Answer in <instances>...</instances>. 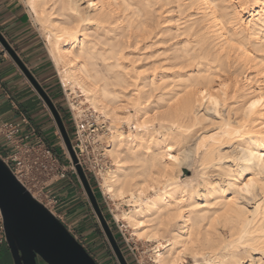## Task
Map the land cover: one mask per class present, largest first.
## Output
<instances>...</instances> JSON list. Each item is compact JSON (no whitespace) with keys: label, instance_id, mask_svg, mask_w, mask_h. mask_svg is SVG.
Wrapping results in <instances>:
<instances>
[{"label":"bare ground","instance_id":"obj_1","mask_svg":"<svg viewBox=\"0 0 264 264\" xmlns=\"http://www.w3.org/2000/svg\"><path fill=\"white\" fill-rule=\"evenodd\" d=\"M24 2L60 82L111 122L102 188L128 203L117 217L153 244V263L245 264L240 248H264V206L248 213L230 194L255 166L264 168L258 158L251 167L239 163L264 147V111L245 113L264 97V7L252 3L238 19L236 4L251 0ZM240 32L243 42L235 39ZM213 97L235 115L206 132L199 108ZM116 121L135 129L124 132ZM231 141L238 149L227 155L235 167L223 170L220 145ZM183 163L191 176L182 178ZM214 168L224 172L226 186L212 179Z\"/></svg>","mask_w":264,"mask_h":264},{"label":"rangeland","instance_id":"obj_2","mask_svg":"<svg viewBox=\"0 0 264 264\" xmlns=\"http://www.w3.org/2000/svg\"><path fill=\"white\" fill-rule=\"evenodd\" d=\"M23 4L28 18L30 25L35 29L37 36H39V42L42 51L47 57L48 65L50 70V82L46 84L45 78L40 75V72H38L36 69H34V66H31L24 57H21L16 49L12 46L10 41L4 36L1 32V35L5 39V41L9 44V46L15 51L18 58L21 60L25 68L29 71V73L32 75V77L37 81V83L41 86V88L44 90V92L47 94V96L51 99L54 106L56 107L57 111L59 112V115L63 121V124L65 126L66 132L71 138L72 136V122L70 120V113L68 112L67 104L64 100V97L62 95V88H65L71 95H72V103L73 104H79L83 107L90 108L87 102H80V99L77 97L74 92L71 90L70 86H65L60 82L59 76L57 74V70L54 67V64L52 63L51 59L48 56L45 41L42 36V31L39 29V26L34 21L32 15L30 14L28 7L25 4V0H20ZM154 23L152 27L156 29L158 27V17L157 15H154ZM1 46V53L4 54V58L9 59L14 66L18 69L20 72L22 78L27 82V84L30 85L32 88L33 94L37 97L38 101L41 103L40 108H38L37 111L34 113L36 114L35 120L39 121V126H44L45 134L48 136V140L51 143L52 150L60 156V158L64 161H68V150L66 148V145L62 139L60 130L58 129L56 122L54 120V117L46 104V102L43 100L42 96L38 93L36 88L32 85L31 81L25 74V72L20 68L18 63L12 58L11 54L8 52L6 47L3 45V43L0 41ZM50 85V86H49ZM220 103H222L220 101ZM229 103V102H227ZM223 105V103H222ZM224 104V106H219L218 109L215 111H209L210 107H213L211 104L207 105L203 104L200 105L199 111L207 119L208 125L203 126L206 127L204 131L209 130L210 132H213L215 129L218 128V125L221 123V120L226 119L227 117H231L234 119V115L232 111L230 113V116H228L229 109L227 110L228 106ZM93 110V109H92ZM129 111L133 113L132 109L130 108ZM216 111L220 112V115H216ZM33 113V114H34ZM39 115V116H38ZM103 119V118H102ZM204 119V120H206ZM209 119V120H208ZM109 121V120H107ZM107 121L100 120L101 124H103L104 131L108 132L109 124ZM122 123V121H120ZM204 122V121H203ZM116 122H113L115 127H119V129L123 130L124 132H128V128L130 131H133L135 128L133 125H127V123L124 124V122L121 124ZM206 123V122H205ZM120 124V125H119ZM108 125V128H107ZM123 128V129H122ZM127 128V129H126ZM133 128V129H132ZM212 131H211V130ZM218 130V129H217ZM199 131V130H198ZM201 131V129H200ZM199 132L201 134L202 132ZM206 131V132H209ZM197 133V134H196ZM195 134L198 136V132ZM194 136H192L191 141L188 145L185 146V149L187 147H190L191 144L194 143V140L196 139ZM105 135V134H104ZM103 135V136H104ZM102 139H105V136ZM194 138V139H193ZM228 141V140H227ZM4 140L0 138V143H3ZM193 142V143H192ZM226 142V141H224ZM105 145V141H104ZM222 145V146H221ZM220 145V151H222L223 154H225L223 157H221V164L222 169L230 166L235 167L234 162L229 159L230 157L227 155L234 150H237L235 144H233V141L230 143H222ZM192 146V145H191ZM189 149V148H188ZM190 150V149H189ZM188 150H186L187 152ZM185 152V153H186ZM227 155V156H226ZM107 162L105 164V167L103 169V172L108 169V167L111 166V163ZM224 167V168H223ZM215 169V168H214ZM264 168H258L255 166V171L253 172L254 176H257L258 173ZM213 170V169H211ZM224 172H221V169L218 170L217 168L213 171H209V174L211 175L212 179L214 181L218 180V183H220L222 186H226L227 178L223 174ZM192 175V169L186 164H182V171L181 176L182 178ZM87 179L89 181V184L91 186V189L96 195V201L97 205L99 207V210L101 211V214L105 220V223L113 236V239L115 241V244L117 245L119 252L125 261L126 264H155L153 263V259L151 254V248L153 246L152 243L146 242L145 240L139 239L135 232L133 231V228L129 225H127L126 221L122 219V217H117V215L120 213L121 210H128L130 206L128 203L121 202L120 199L112 198L108 194L105 193V191L102 188L101 184V175H98V178L95 179L91 174L86 173ZM233 190L230 192L232 194L231 196H234L236 199V202L240 205V207H244L248 213H251L257 209V207L264 206V199H261V193H258L254 191V199L244 197L242 198V195L239 192L238 187H233ZM52 194L55 200L54 204L49 203L48 207L49 209L66 225L68 230L77 238V240L85 247V249L92 255V257L97 261L98 264H122L119 256L115 252V249L113 248V245L111 244L105 229L103 228L99 217L93 208V205L83 187L81 182L79 181L76 173H72L68 180H60L56 182L52 186ZM100 194V195H99ZM44 200V197H41ZM46 201V200H45ZM264 209V208H263ZM220 226L219 231L222 232V234L228 233V229H226V226ZM134 232V233H133ZM241 252L243 253V262L245 264H253V262H256V264H259V260L261 258V254L259 252H248L249 249H245L243 247L240 248ZM243 250V251H242ZM246 255H250L251 259H245ZM186 262L180 261L177 264H189L192 262L191 258H188L185 260ZM188 262V263H187Z\"/></svg>","mask_w":264,"mask_h":264},{"label":"water","instance_id":"obj_3","mask_svg":"<svg viewBox=\"0 0 264 264\" xmlns=\"http://www.w3.org/2000/svg\"><path fill=\"white\" fill-rule=\"evenodd\" d=\"M0 37H2L0 41L48 105L71 160L75 164L76 175L83 185L115 252L122 264H126L99 210L86 173L77 163L70 138L59 112L1 33ZM0 216L4 237L11 251L14 264H39V260L44 264H98L66 225L17 179L1 157Z\"/></svg>","mask_w":264,"mask_h":264},{"label":"built area","instance_id":"obj_4","mask_svg":"<svg viewBox=\"0 0 264 264\" xmlns=\"http://www.w3.org/2000/svg\"><path fill=\"white\" fill-rule=\"evenodd\" d=\"M62 95L72 122L70 143L77 163L85 173L97 179L107 162L102 140L106 132L100 122L103 119L94 110L73 104L72 95L65 88H62ZM0 138L4 140L0 143V157L17 179L47 207L49 203L54 204L52 186L76 173L70 155L64 162L23 112L14 121H0ZM4 238L1 225L0 240Z\"/></svg>","mask_w":264,"mask_h":264},{"label":"crops","instance_id":"obj_5","mask_svg":"<svg viewBox=\"0 0 264 264\" xmlns=\"http://www.w3.org/2000/svg\"><path fill=\"white\" fill-rule=\"evenodd\" d=\"M0 32L6 36L17 53L40 72L48 84L51 69L47 57L41 49L39 36L30 25L27 12L20 0H0ZM3 55L0 52V121H14L19 118L20 112H23L51 146L43 129L44 126L40 127L39 121L35 120L37 113L34 112L40 108L41 103L33 94L30 85L22 78L18 69ZM0 264H14L5 238L0 240Z\"/></svg>","mask_w":264,"mask_h":264},{"label":"snow or ice","instance_id":"obj_6","mask_svg":"<svg viewBox=\"0 0 264 264\" xmlns=\"http://www.w3.org/2000/svg\"><path fill=\"white\" fill-rule=\"evenodd\" d=\"M252 3H255L261 7H264V0H251V3H238L236 4V9H237V15L242 12L244 9L248 8L251 6ZM94 5L89 4L88 7H93ZM239 19V15H238ZM260 26L262 31H264V16L260 18ZM246 34L244 32H240L238 36L235 38L236 40L243 42V39L245 38ZM2 39V37H0ZM222 88H227V85H222ZM219 91V89H217ZM200 96H206V92H201ZM211 105L213 107L209 108V111H215L216 109L219 108L220 102L216 100L214 97L211 99ZM264 97H261L260 99L253 100L251 103L247 105V108L245 109V113L249 116H255L257 110L259 109L260 111H264ZM216 115L219 116L220 112L216 111ZM147 119V118H146ZM247 123V121H245ZM239 135V133H237ZM261 144L264 145V137H261ZM169 152L171 149L168 150ZM171 160H175V156H169L168 157ZM259 159L260 163L264 165V147L261 148L259 152H251V153H246L244 154L242 160L239 162L242 165L246 166H254L255 162ZM231 159V158H229ZM246 170V169H245ZM249 178L246 180L245 183L242 184V186L239 188V192L242 195V198L247 197V198H252L254 199V191L264 194V169H262L257 176H252L251 173H248ZM258 181H260L258 183ZM166 187V186H165ZM151 192H156V188L150 189ZM141 195L143 196L144 193L141 192ZM261 199H264V195H261ZM249 252H259L261 254V258L259 260V264H264V248H251L249 249ZM245 259H251L250 255H246ZM253 264H256V262H253Z\"/></svg>","mask_w":264,"mask_h":264},{"label":"flooded vegetation","instance_id":"obj_7","mask_svg":"<svg viewBox=\"0 0 264 264\" xmlns=\"http://www.w3.org/2000/svg\"><path fill=\"white\" fill-rule=\"evenodd\" d=\"M39 264H44L41 260H39Z\"/></svg>","mask_w":264,"mask_h":264},{"label":"trees","instance_id":"obj_8","mask_svg":"<svg viewBox=\"0 0 264 264\" xmlns=\"http://www.w3.org/2000/svg\"><path fill=\"white\" fill-rule=\"evenodd\" d=\"M100 195V194H99ZM95 197H96V195H95Z\"/></svg>","mask_w":264,"mask_h":264}]
</instances>
